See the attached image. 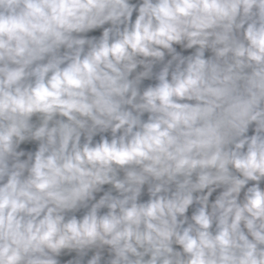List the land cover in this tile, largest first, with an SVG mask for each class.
Returning <instances> with one entry per match:
<instances>
[{
	"label": "clouds",
	"instance_id": "1",
	"mask_svg": "<svg viewBox=\"0 0 264 264\" xmlns=\"http://www.w3.org/2000/svg\"><path fill=\"white\" fill-rule=\"evenodd\" d=\"M0 264H264V0H0Z\"/></svg>",
	"mask_w": 264,
	"mask_h": 264
}]
</instances>
